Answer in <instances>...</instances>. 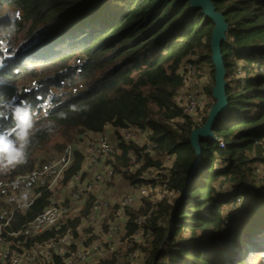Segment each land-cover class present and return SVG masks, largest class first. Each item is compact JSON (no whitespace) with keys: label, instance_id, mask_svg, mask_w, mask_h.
Returning a JSON list of instances; mask_svg holds the SVG:
<instances>
[{"label":"trees","instance_id":"trees-1","mask_svg":"<svg viewBox=\"0 0 264 264\" xmlns=\"http://www.w3.org/2000/svg\"><path fill=\"white\" fill-rule=\"evenodd\" d=\"M212 1L228 24L221 43L227 107L212 128L219 140H200L202 159L194 167L190 135L207 118L214 84L209 45L214 23L201 8H191L188 0H0V14L12 10L10 21L0 17V100L27 101L36 119L27 163L0 180L29 172L38 155L78 144L65 184L83 166L86 142L111 128L121 144L105 157L104 169L130 179L123 178L120 189L141 184L147 169L164 170L157 172V182L166 189L159 201L145 198L126 208L121 250L125 237L142 230L149 235L140 264H264V0ZM54 31L60 33L48 36ZM202 66L212 79L208 102L200 93L190 114L176 98L192 70ZM78 84L75 93L62 89ZM52 89L56 98H50ZM9 122L10 116H0V127ZM132 128L150 132L144 145L119 139ZM132 162L141 165L135 174L123 170ZM114 179L105 178L100 193L111 190L116 197ZM53 195L44 189L33 204L16 211L5 234L34 220ZM90 200L75 223L59 232L81 227L88 237ZM238 203L245 206L242 217L232 211ZM0 206L6 203L0 200ZM49 232L29 238L27 247L53 237ZM69 255L54 252L48 264H66ZM122 258L114 252L99 264H121Z\"/></svg>","mask_w":264,"mask_h":264},{"label":"built area","instance_id":"built-area-1","mask_svg":"<svg viewBox=\"0 0 264 264\" xmlns=\"http://www.w3.org/2000/svg\"><path fill=\"white\" fill-rule=\"evenodd\" d=\"M15 18H19V16ZM199 101V91L190 92L187 96L185 109L191 112L190 114H194L193 111L198 106ZM112 134L106 128L100 135L91 137L86 142L83 150V166L66 182L63 188L66 192L64 198L51 200L49 205L34 220L25 224L18 231L7 233V236L12 237L11 240L6 241L0 230V263L21 264L24 260L23 256L12 249L13 245L17 246L15 242L20 243L28 238H33L46 232L48 228L59 229L60 225L78 217L80 214L79 210L84 207L86 200L90 196L91 206L85 221L88 219V225L93 230H91V233L87 231L88 237L82 235L81 231H79V234L82 237H73L69 233L58 234L60 236L58 241L47 243L45 249L41 251L42 257L50 261L53 258L51 252H55L61 256L67 252V247L70 244H75L78 247L70 251L66 264H99L106 256L118 251V246L113 238L120 232H122V235L125 234L126 223L124 219L126 217V208L131 205H138L145 198L152 199L151 194L154 184L152 181H149L147 185L138 184L132 186L128 194L118 200L114 198L112 192L109 190L105 193H100L105 178H116L117 174L111 167L104 169L105 157L113 152ZM149 134L148 130L139 128L125 130L126 139L132 141H139L142 137L147 140ZM147 146L148 150H150V143ZM74 151L75 147L68 145L63 149L54 163L41 168L35 167L29 172L14 175L6 181L0 182V196L7 197L10 203L8 209L6 206V208L0 210V227L8 225L16 211L25 210L33 204L42 190L50 189L51 186L56 185L59 180L63 179L64 173L69 169L70 164L74 160ZM85 172L89 175L83 181V174ZM48 178L50 179V183H47ZM25 195L26 198H24ZM113 205H118L116 218L110 213ZM106 219L109 220L108 229L104 231L100 227V223ZM135 222L138 225L144 223L141 220H135ZM94 235H97L95 239L83 245L87 238ZM142 235V230H136L126 237L122 243L123 248L130 250L126 257L128 261H136L141 254L140 245L145 242L149 233H145L146 238ZM27 249L28 256L26 260L31 262L35 257V252L33 247H28Z\"/></svg>","mask_w":264,"mask_h":264},{"label":"rangeland","instance_id":"rangeland-1","mask_svg":"<svg viewBox=\"0 0 264 264\" xmlns=\"http://www.w3.org/2000/svg\"><path fill=\"white\" fill-rule=\"evenodd\" d=\"M6 15H8V20L10 21L12 18H11V15H12V10L9 8V7H7L1 14H0V17H4V16H6ZM19 15L17 14V13H13V17H18ZM62 28V27H61ZM60 28V29H61ZM59 29V30H60ZM62 29H64V28H62ZM57 31H54V32H52L51 34H49L48 36H53L55 33H56ZM75 32V30H72L71 32H70V34H73ZM60 33V31H58L57 32V34H59ZM1 45H2V43H1V40H0V47H1ZM34 50H36V48L35 47H31L30 48V51L31 52H33ZM195 75V76H194ZM244 74L243 73H241V76H243ZM211 84H212V79H211V74L209 73V70L207 69V68H205L204 66H202L201 67V69L199 70V71H195V70H192V75H189L188 77H187V82H186V84H184V86L181 88V92H180V94H179V97H177L176 98V101H177V104L178 105H184V106H186V100H187V96H188V94L190 93V92H192V91H195V90H198L199 91V96H200V93H204L206 96L204 97V101H206V102H208V95H207V89H208V87H210L211 86ZM212 86H213V84H212ZM212 86H211V88H212ZM62 89L63 90H67V91H69L70 93H75V92H77V91H79L80 89H81V86L78 84L77 86H75V87H73V88H67V87H62ZM210 94H211V92H210ZM211 96H212V94H211ZM213 98V97H212ZM212 101V100H211ZM213 102H214V100H213ZM212 102V103H213ZM108 129H110V128H108ZM111 132L113 133L112 134V141H113V152L112 153H115V151L117 150V151H119V145L121 144H118L117 145V143H116V141L115 140H118V135L114 132V130H112L111 129ZM119 139L120 140H122L123 142H126L127 143V139H126V137H125V130L124 131H122L121 133H120V135H119ZM145 138L144 137H142V138H140V140L139 141H134V142H136L137 144H138V146H142V145H144V142H145ZM129 142V141H128ZM68 145H71V146H73V147H77V145L78 144H67L66 146H68ZM66 146H64L60 151H57V152H55L53 155H51V156H41V155H38V158H37V162H36V167L37 168H41V167H43V166H46V165H50L51 163H54L57 159H58V157H59V155H60V153L63 151V149L66 147ZM117 147H118V149H117ZM112 153H110V154H112ZM109 154V155H110ZM141 167V165L139 164V163H133L132 162V164H131V166L130 167H125V168H123V170L124 171H128V173H131V174H135V173H137V171H138V169ZM157 172H160V173H164V170H160V171H156V170H151V169H147V170H144V172H143V174L141 175V178H142V182H140L141 184H143V185H147L148 184V182L149 181H152L153 182V184H154V187H153V190H152V194H151V196H152V199H155L156 201H159L163 196H164V194H166V189H165V187L164 186H162L159 182H157V179H158V176H157ZM13 175H11L10 177H12ZM123 178H125V180L127 181V183H130V179L129 178H127V177H125V176H123L122 174H116V180L114 179V184L112 185V187L114 188L115 187V194H117V196H116V200H118V199H122L126 194H128V192H129V190H130V188L132 187V186H128V185H126V186H124L123 188H121L120 189V185H121V183H122V179ZM6 180H8L7 178H6ZM5 179H2V180H0V182H4V181H6ZM64 180V177H63V179L62 180H59L58 181V183L56 184V185H53V186H51V188L50 189H48V190H52L53 191V193H54V195H53V197H52V199L51 200H57V199H59V198H64V196H65V194H66V192L63 190V188H64V186H65V184H62V181ZM47 183H50V179L48 178L47 179ZM89 198V197H88ZM0 200H1V202H5V203H7L6 204V206H7V209L10 207V203H9V199L7 198V197H5V196H0ZM50 200V201H51ZM86 202H87V200H86ZM50 203V202H49ZM245 205H246V203H245ZM6 206L5 207H2V206H0V210L1 209H4V208H6ZM90 206H91V203H90ZM85 207H86V203H85V205H84V207L82 208V209H80L79 210V213H80V211H82V210H84L85 209ZM244 203H238L237 205H235L234 206V208H232L233 210V213H235L237 216H239V217H242L243 216V213H244V211H243V209H244ZM117 209H118V205H113L112 207H111V215L114 217V218H116V212H117ZM89 211V210H88ZM88 214V213H87ZM87 216V215H86ZM76 219H77V217H75L73 220H69L67 223H65V224H63V225H60L59 227V229H57V230H54V228H52V229H50V232H49V234L50 233H52V232H54L55 234L53 235V237H51L50 239H48V240H46V241H44V242H41V243H35L32 247H33V250H34V252H35V257H34V259L31 261V262H28L27 260H26V258H27V256H28V247H27V243L29 242V238L28 239H26L25 241H23V242H20V243H17V242H15V244L17 245V246H15V245H13L12 246V249L16 252V253H18V254H20L21 256H23V258H24V260H23V262L21 263V264H48L50 261L48 260V259H46V258H43L42 257V255H41V251L43 250V249H45V246L47 245V243H51V242H57L58 241V239L60 238V236H58V234H67V233H69L70 235H72L73 237H77L78 236V234H75V232H73L74 231V229H76L75 228V226H74V228L73 227H69L66 231H64V233H61V232H59V230L63 227V226H71V225H73L74 223H75V221H76ZM108 222H109V220H104V221H102L101 223H100V227L104 230V231H106L107 229H108ZM84 224H85V229H86V232L88 231H90V233H91V230H93V228L92 227H90L89 225H88V219H87V221H85L84 222ZM88 227V228H87ZM0 230L2 231V236L5 238V240L6 241H9V240H11V238H9V237H11V236H7L6 234H5V232H4V227H0ZM76 231L77 232H79V231H81V227L79 228V230L78 229H76ZM121 236H122V232H120V233H118L117 235H115L114 236V240H115V243L117 244V242L121 239ZM144 238H146V236H145V234L143 233V235H142ZM22 238V237H21ZM126 238V237H125ZM125 238L123 239V242H124V240H125ZM95 239V238H94ZM15 240V239H14ZM87 240H85V242H86ZM122 242V243H123ZM84 245V244H83ZM142 245V244H141ZM141 245H140V247H141ZM74 247V248H73ZM78 246L77 245H75V244H70V246H68L67 247V252H68V250H69V252L70 251H72V250H74V249H76ZM117 249H118V251L116 252V253H118V252H121V255H122V262H121V264H130L129 262L130 261H128L127 260V254L129 253V251L130 250H128V249H126V248H123L122 250L119 248V247H117ZM66 252V253H67ZM52 254L54 253V252H51ZM58 256H60V254H57ZM144 257H145V254H144V252H141V254L139 255V257H138V259L136 260V262H135V264H140L142 261H143V259H144ZM0 264H2V263H0Z\"/></svg>","mask_w":264,"mask_h":264},{"label":"water","instance_id":"water-1","mask_svg":"<svg viewBox=\"0 0 264 264\" xmlns=\"http://www.w3.org/2000/svg\"><path fill=\"white\" fill-rule=\"evenodd\" d=\"M188 3L191 8H201L206 16H208L214 23L211 38H210V49H211V59L214 66V84L211 88V94L214 102L212 103L207 118L204 124L198 128L192 130L190 135L191 144L195 151V163H199L202 159V150L199 146L200 140L203 138L219 140L212 131L213 126L218 120V116L221 114L224 109L227 107V96H226V68L223 62V55L221 52V43L227 38L228 24L226 22L223 14L216 10L215 5L212 0H188ZM192 167L191 173L194 171ZM190 178L185 182V190L187 189V184L189 183ZM184 194V193H183ZM182 198V197H181ZM180 198V199H181ZM180 199L178 201H180ZM173 226V221L170 223L168 231L166 233V238L168 237L170 230ZM161 244V246L163 245Z\"/></svg>","mask_w":264,"mask_h":264},{"label":"clouds","instance_id":"clouds-1","mask_svg":"<svg viewBox=\"0 0 264 264\" xmlns=\"http://www.w3.org/2000/svg\"><path fill=\"white\" fill-rule=\"evenodd\" d=\"M0 116H10L7 126L0 127V176H6L27 163L36 119L31 105L17 103L15 97L0 100Z\"/></svg>","mask_w":264,"mask_h":264},{"label":"bare ground","instance_id":"bare-ground-1","mask_svg":"<svg viewBox=\"0 0 264 264\" xmlns=\"http://www.w3.org/2000/svg\"><path fill=\"white\" fill-rule=\"evenodd\" d=\"M56 96H57L56 89H52L50 98H56ZM47 108H48V106H47ZM42 113H44V112H42ZM109 132H111V128L109 129Z\"/></svg>","mask_w":264,"mask_h":264},{"label":"crops","instance_id":"crops-1","mask_svg":"<svg viewBox=\"0 0 264 264\" xmlns=\"http://www.w3.org/2000/svg\"><path fill=\"white\" fill-rule=\"evenodd\" d=\"M115 188V187H114ZM110 192H112L111 190H109ZM113 195V194H112ZM116 199V197H114Z\"/></svg>","mask_w":264,"mask_h":264}]
</instances>
